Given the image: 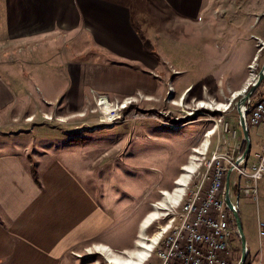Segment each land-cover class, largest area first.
Wrapping results in <instances>:
<instances>
[{"label": "rangeland", "instance_id": "1", "mask_svg": "<svg viewBox=\"0 0 264 264\" xmlns=\"http://www.w3.org/2000/svg\"><path fill=\"white\" fill-rule=\"evenodd\" d=\"M207 6L185 24L165 19L162 9L151 11L150 24L139 27L146 59L84 50L85 43L65 35L14 43L0 27V149L22 153L40 189L48 167L61 163L105 200L114 217L142 205L136 220L110 234L108 252L87 257L81 247L78 264H108V255L120 264L129 259L138 252V223L165 200L163 191L175 194L183 168L191 164L194 171L186 192L219 142L228 153L235 140L242 145L239 105L264 68V0H215ZM83 62L94 65L87 67L90 75L77 77L71 67ZM263 95L264 81L246 108ZM101 96L119 117L112 125L99 124ZM217 123L206 150V136ZM260 134L249 129L253 154L262 149ZM182 196L158 213L140 245L167 230ZM237 255L242 259L241 239Z\"/></svg>", "mask_w": 264, "mask_h": 264}, {"label": "crops", "instance_id": "2", "mask_svg": "<svg viewBox=\"0 0 264 264\" xmlns=\"http://www.w3.org/2000/svg\"><path fill=\"white\" fill-rule=\"evenodd\" d=\"M214 1L0 0V27H6L8 41L14 43L65 35L72 42L85 43L84 50L96 48L105 56L121 59L144 58L139 27L150 24L151 11L162 9L165 19L185 24L199 18ZM78 64V69L71 65L77 77L90 75L87 67L93 63ZM21 154L0 149V264H78L77 250L84 247L87 257L102 256L99 247L110 245V234L136 220L141 204L130 214L114 217L105 200L61 163L48 167L40 189ZM259 193L257 202L244 197L239 213L249 264H264V228L260 226L264 223V179ZM175 194L169 204L179 202L180 195ZM145 219L138 223L139 234ZM97 238V244L87 246Z\"/></svg>", "mask_w": 264, "mask_h": 264}, {"label": "built area", "instance_id": "3", "mask_svg": "<svg viewBox=\"0 0 264 264\" xmlns=\"http://www.w3.org/2000/svg\"><path fill=\"white\" fill-rule=\"evenodd\" d=\"M247 124L250 130H262L261 151L253 154L250 149L245 155L242 145L235 140L232 152L228 153L219 142L212 158L203 163V174L186 208L174 216V232L164 236L154 264L241 263L237 255L241 238L236 216L244 197L259 200V183L264 179V95L247 108ZM229 172L230 206L226 202ZM260 226L264 228V223Z\"/></svg>", "mask_w": 264, "mask_h": 264}, {"label": "bare ground", "instance_id": "4", "mask_svg": "<svg viewBox=\"0 0 264 264\" xmlns=\"http://www.w3.org/2000/svg\"><path fill=\"white\" fill-rule=\"evenodd\" d=\"M249 88V87H248ZM192 90V89H191ZM194 90V89H193ZM188 91V90H187ZM192 92V91H191ZM245 92L243 91L241 93V96L244 94ZM183 99V98H182ZM99 107L103 110V114H104V119L99 122V124L103 125V124H107V125H112V121L115 120V119H118L119 117L117 118H114V116L112 115V112L110 111V107H111V102L108 100V98L104 97V96H101V99H100V103H99ZM113 107V106H112ZM128 106L126 105L124 108H127ZM206 106L203 105L201 106V108H205ZM218 111V110H217ZM116 113V112H115ZM48 120H51V119H48ZM137 120H140V119H137ZM209 121H213L211 119L208 120ZM116 122V121H114ZM113 122V123H114ZM193 123V122H191ZM191 123L189 122L188 124L185 125L184 128L186 127H189L191 125ZM216 128L212 131H210L208 133V135L206 136V142L204 144V149H208L209 147V142H208V139L210 137H212L217 129L219 128L218 124H216ZM172 129L174 130H177L179 128L177 127H174V126H171ZM183 129V128H182ZM203 154V153H202ZM187 166V165H186ZM183 171L185 172L184 176H182L177 182H176V186H177V189L175 191V193H178L180 195V197L182 196V202L180 204V209L178 211H175V213L173 214V217L172 219L170 220V224L167 226V230H165L163 228V233L161 234H157L154 238H150L147 240L146 244L145 245H140L142 240H143V237H142V234L143 232L150 228L158 219L159 217L157 216L158 213H160L161 211L165 212V211H169V209L171 208V205L169 204V202H167L166 198L169 199V197H171L172 195L167 193V192H164L162 193L164 197V201H162V203H158L156 206H153L154 207V211L152 214H149L145 221L143 222V224L141 225V231H140V236H139V240L136 244V247L138 248L136 251L138 252H134V254H132L129 259H126L122 264H145L149 258H150V254L154 252V257H153V260L152 262L150 263L148 261V264H154V261L156 260L157 256H158V252L159 250H161L162 248V244L164 243V236L165 235H172L173 232H174V229L176 227V220H174V216H177L179 213H181V211H183L185 208H186V205H187V200L191 197V193L192 191H194V188H195V184H191V186L189 187L188 186V190L185 192V188L187 187V185L189 184V179L192 178V175L194 173L193 171V167L191 166V164H189V166L187 167H184L183 168ZM200 173V172H199ZM201 179V176L200 178H198V181H200ZM185 192V193H184ZM182 194V195H181ZM180 197H179V202H180ZM178 201V200H177ZM156 246V247H155ZM100 251H104V252H108V249L104 246V248L101 246V248H99ZM98 250V251H99ZM152 257V256H151ZM108 264H120L117 259H113L111 256L108 255ZM152 259V258H151Z\"/></svg>", "mask_w": 264, "mask_h": 264}, {"label": "water", "instance_id": "5", "mask_svg": "<svg viewBox=\"0 0 264 264\" xmlns=\"http://www.w3.org/2000/svg\"><path fill=\"white\" fill-rule=\"evenodd\" d=\"M263 81H264V68L261 71V73L259 74V76L257 77V79H255L254 83L251 85L249 93H247V95H245L243 97V99L239 105V112H240V117H241L240 118V126L242 128L243 137H244L243 143H246V145H247L245 155H247L251 149L249 128H248V124H247V108H246V105L251 102L252 95L260 87V85L263 83ZM244 92H246V91H244ZM230 174H231V172H229V174H228L227 197H226V202L229 206H230V199H229ZM236 221H237V226H238L239 233H240V238H241V243H242V251H243L242 261L240 264H246L247 258H248V248H247V243L245 240V236L243 233V227H242L239 215L236 216Z\"/></svg>", "mask_w": 264, "mask_h": 264}, {"label": "trees", "instance_id": "6", "mask_svg": "<svg viewBox=\"0 0 264 264\" xmlns=\"http://www.w3.org/2000/svg\"><path fill=\"white\" fill-rule=\"evenodd\" d=\"M246 148H247L246 143H243L242 144V148H241V152L244 153L246 151ZM246 264H249V255H248L247 263Z\"/></svg>", "mask_w": 264, "mask_h": 264}]
</instances>
